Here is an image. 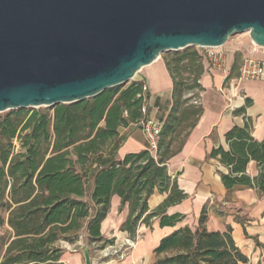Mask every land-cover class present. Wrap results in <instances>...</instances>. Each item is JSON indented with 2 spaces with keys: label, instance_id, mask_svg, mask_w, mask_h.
I'll use <instances>...</instances> for the list:
<instances>
[{
  "label": "trees",
  "instance_id": "1",
  "mask_svg": "<svg viewBox=\"0 0 264 264\" xmlns=\"http://www.w3.org/2000/svg\"><path fill=\"white\" fill-rule=\"evenodd\" d=\"M202 57L193 46L164 56L172 78V103L154 152L141 149L118 159L101 155L120 126L143 116V82L138 80L71 103L44 110L19 108L0 117V264H62L64 249L59 243H73L81 230L90 242L113 244L114 237L101 233L113 195L120 198L119 210L128 207L120 230L130 238H135L139 224L150 227L153 219L159 226L183 220L182 213H166L168 206L187 197L176 177L168 174L167 162L180 152L203 112ZM225 140L227 147L219 145L208 154L227 169L220 172L224 187H251L264 194V139L253 137L250 119L233 125ZM250 161L256 163L255 176L246 171ZM155 191L166 196L149 209L147 200ZM206 220L203 206L194 228L185 224L161 237L153 248L152 264L246 260L231 228L209 231Z\"/></svg>",
  "mask_w": 264,
  "mask_h": 264
},
{
  "label": "water",
  "instance_id": "2",
  "mask_svg": "<svg viewBox=\"0 0 264 264\" xmlns=\"http://www.w3.org/2000/svg\"><path fill=\"white\" fill-rule=\"evenodd\" d=\"M243 32L264 47V0H0V112L89 98Z\"/></svg>",
  "mask_w": 264,
  "mask_h": 264
},
{
  "label": "crops",
  "instance_id": "3",
  "mask_svg": "<svg viewBox=\"0 0 264 264\" xmlns=\"http://www.w3.org/2000/svg\"><path fill=\"white\" fill-rule=\"evenodd\" d=\"M240 42L241 45L236 46L228 40L221 46L227 57L224 72L211 70L204 58V72L199 80L204 88L199 99L203 112L180 152L167 162L168 174L172 178L176 177L179 188L187 197L180 203L168 206L166 213H182L185 216L183 220L175 226H159L157 219L152 220L150 227L139 224L140 238L135 246L117 261L98 262L89 251L88 243H84L71 252L64 250L59 259L60 263L152 264L153 248L160 238L189 221L194 225H187L194 228L203 206L207 210V230L224 231L227 227L231 228L232 239L246 258L238 264L264 262V194H259L251 187L227 190L220 178V172H226V167L218 159L208 156L214 147H227L225 133L233 125L242 126L246 118L250 119L253 137L264 139V77L258 80L239 78L242 58L246 56L264 60V47L254 44L250 37L248 40L241 39ZM134 80L142 81L147 86L143 91L145 111L142 117L162 124L172 103V78L164 57H158L143 66L136 73ZM242 106L245 111L238 112ZM141 149H149L148 141L140 124L132 122L118 128V135L101 155L118 159L126 153ZM246 171L255 176L256 163L250 161ZM165 196V193L153 192L147 200L149 209L155 208ZM119 205L120 198L113 195L109 211L101 223V233L104 237L122 224L128 215L127 205L121 210ZM115 234L119 241L128 236L123 230ZM101 256L106 257L103 253Z\"/></svg>",
  "mask_w": 264,
  "mask_h": 264
},
{
  "label": "built area",
  "instance_id": "4",
  "mask_svg": "<svg viewBox=\"0 0 264 264\" xmlns=\"http://www.w3.org/2000/svg\"><path fill=\"white\" fill-rule=\"evenodd\" d=\"M220 47V48H219ZM219 47H201L203 48L202 55L207 61V65L214 71H226V51ZM264 77V60L255 59L252 57H243L239 66V78L242 80H258ZM147 86L142 84V91L146 90ZM145 109L142 107V112ZM144 134L146 135L148 146L150 150L157 148V139L161 131L162 124L156 120L149 118H141L137 121ZM139 239L138 230H136L135 238L127 236L118 244H112L108 248L112 249V253L119 259L123 258L129 249H132ZM106 247L103 251V255L110 254Z\"/></svg>",
  "mask_w": 264,
  "mask_h": 264
},
{
  "label": "rangeland",
  "instance_id": "5",
  "mask_svg": "<svg viewBox=\"0 0 264 264\" xmlns=\"http://www.w3.org/2000/svg\"><path fill=\"white\" fill-rule=\"evenodd\" d=\"M249 38V35L247 32H243V33H237V34H232L229 36V38L227 39V41L229 40L230 42H233L236 46L238 45H241V39H247L248 40ZM226 41V42H227ZM225 42V43H226ZM224 45V44H223ZM222 45V46H223ZM194 49L198 50L199 52L203 53V48L201 47H198V46H193ZM220 48V47H219ZM183 49H180V50H175V51H182ZM175 51L173 50H170V51H165L163 53H161L159 55V57H164V56H169L171 54H173ZM203 59V64L205 62L204 60V56L202 57ZM135 77V76H134ZM133 79H130L128 80L127 82L123 83V85H126L128 84L129 82L133 81ZM200 101V100H199ZM47 106H36V107H25V108H22V109H25L27 111H31L33 109H37V110H44L46 109ZM13 110H16V109H9V110H5V111H2L0 112V117L4 116L6 113L10 112V111H13ZM14 144L16 145V148H18V143L17 141H14ZM91 189V186L88 187V191ZM88 199V197H87ZM89 200V199H88ZM0 214H3V212L1 211L0 209ZM195 222V221H194ZM187 224H191V225H194L192 221H189ZM121 225V224H120ZM120 225H118L116 227V229L112 230L110 234H107V236L105 235V238L109 239V238H112L114 237V242L113 244H118L120 243L121 241H119L116 237H115V233H119V230H120ZM195 227V226H193ZM111 229H113V227L111 226L110 227ZM4 229V228H3ZM106 230H109L108 228H106ZM138 230V228H137ZM115 231V232H114ZM115 234V235H114ZM114 235V236H113ZM104 236V235H103ZM140 238V237H139ZM84 243H88V247H89V251L91 252V254H93L94 258L98 260V262L102 263L103 261H110V260H113L112 262L114 261H117V258L112 252V249L111 248H108L110 245V243H104L103 246H101V243L100 242H90L86 236V233L84 230H81L79 231L78 235L76 236V238L74 239V242L73 243H69L68 241H64L62 240L59 244L60 246L64 245L63 248L64 250H68V251H73L74 249H78L80 248V246ZM108 248L110 254L107 255L106 257H102V253L104 251L105 248ZM131 249H129L130 251ZM128 252V251H127Z\"/></svg>",
  "mask_w": 264,
  "mask_h": 264
}]
</instances>
